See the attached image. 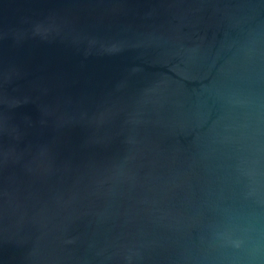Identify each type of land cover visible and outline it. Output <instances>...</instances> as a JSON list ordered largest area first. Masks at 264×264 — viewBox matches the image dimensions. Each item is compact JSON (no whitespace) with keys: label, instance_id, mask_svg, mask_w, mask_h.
Masks as SVG:
<instances>
[{"label":"water","instance_id":"water-1","mask_svg":"<svg viewBox=\"0 0 264 264\" xmlns=\"http://www.w3.org/2000/svg\"><path fill=\"white\" fill-rule=\"evenodd\" d=\"M241 238L264 0H0V264H250Z\"/></svg>","mask_w":264,"mask_h":264},{"label":"clouds","instance_id":"clouds-1","mask_svg":"<svg viewBox=\"0 0 264 264\" xmlns=\"http://www.w3.org/2000/svg\"><path fill=\"white\" fill-rule=\"evenodd\" d=\"M232 246L236 249H246L251 257L250 264H254L255 259L258 257V255L264 251V248H262L260 245L251 243L243 238L233 240Z\"/></svg>","mask_w":264,"mask_h":264}]
</instances>
